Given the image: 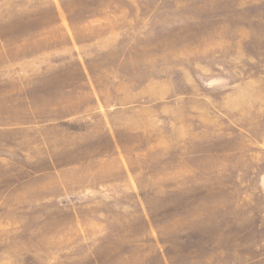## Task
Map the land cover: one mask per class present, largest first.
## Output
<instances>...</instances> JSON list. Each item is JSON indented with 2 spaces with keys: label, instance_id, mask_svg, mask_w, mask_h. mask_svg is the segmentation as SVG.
<instances>
[{
  "label": "rangeland",
  "instance_id": "rangeland-1",
  "mask_svg": "<svg viewBox=\"0 0 264 264\" xmlns=\"http://www.w3.org/2000/svg\"><path fill=\"white\" fill-rule=\"evenodd\" d=\"M0 264H264V0H0Z\"/></svg>",
  "mask_w": 264,
  "mask_h": 264
}]
</instances>
